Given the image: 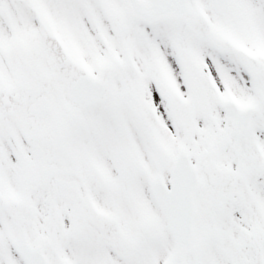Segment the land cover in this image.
<instances>
[{"label":"snow or ice","instance_id":"1","mask_svg":"<svg viewBox=\"0 0 264 264\" xmlns=\"http://www.w3.org/2000/svg\"><path fill=\"white\" fill-rule=\"evenodd\" d=\"M0 264H264V0H0Z\"/></svg>","mask_w":264,"mask_h":264}]
</instances>
